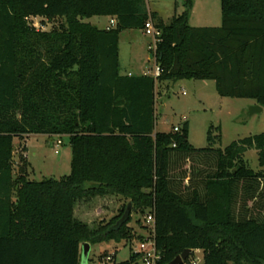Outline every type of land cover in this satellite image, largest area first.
<instances>
[{
  "label": "trees",
  "instance_id": "trees-1",
  "mask_svg": "<svg viewBox=\"0 0 264 264\" xmlns=\"http://www.w3.org/2000/svg\"><path fill=\"white\" fill-rule=\"evenodd\" d=\"M184 6L165 23L145 0H0V264H79L83 243L133 238L134 212L154 215L157 264L185 249L189 264L197 249L202 264H264V133L221 149L211 130L207 147H193L187 122L155 129L161 83L213 81L221 97L264 106V0H220L214 27L190 26L193 0ZM32 17L62 21L46 31ZM149 19L159 76L120 74V32ZM28 135L67 137L70 173L30 180L26 146L15 171L13 140ZM107 195L126 200L117 215L97 226L74 217L77 202ZM114 258L141 264L135 252Z\"/></svg>",
  "mask_w": 264,
  "mask_h": 264
},
{
  "label": "rangeland",
  "instance_id": "rangeland-1",
  "mask_svg": "<svg viewBox=\"0 0 264 264\" xmlns=\"http://www.w3.org/2000/svg\"><path fill=\"white\" fill-rule=\"evenodd\" d=\"M149 11L156 12L165 23H168L175 15L185 10V0H145ZM39 17L30 18V22L42 30H50L58 26L62 19L44 20ZM97 26L108 28V19L93 16L85 20ZM188 24L193 27L220 26L221 10L220 0H193V7L188 16ZM142 30L124 29L120 33V73L132 71L140 73L137 67V59L145 56V49H137L136 57H129L127 54L128 40L133 36L140 39L141 44L150 41L149 36ZM137 35V36H135ZM141 55V56H139ZM145 58V57H144ZM134 59H136L134 61ZM142 60V59H141ZM145 61V59H144ZM153 66L150 68L152 69ZM147 72V71H146ZM161 83L156 89V125L159 132L172 131L173 127H182L184 122L188 123V141L195 148H204L207 143V132L212 135H220V142L214 148L227 147L234 141L264 133V106L260 112L249 114L250 107L256 105L251 99L221 97L217 94L213 81L179 80L168 82V85ZM60 139L61 145L56 146ZM22 146H27L28 178L40 181L44 178L58 179L68 175L71 169V148L67 137L48 135H28L22 139L13 140V164L18 166V156ZM26 158V157H25ZM248 166L258 170V157L254 149L244 154ZM16 171V168L14 169ZM119 208L126 202L119 198ZM108 207L107 214L103 218L93 220L92 225L97 226L101 221H108L111 216L118 214L115 208L116 201L104 202ZM93 206L96 203L92 204ZM144 216L134 212L128 226L133 231V238L121 240L120 242L109 241L91 244L89 251L84 255L83 248L79 256V264H109L105 258L111 253L115 254L114 261L120 263L128 260L137 244L146 237L147 229L144 224ZM195 264H202L203 253L195 252L190 258ZM183 264H189L185 262Z\"/></svg>",
  "mask_w": 264,
  "mask_h": 264
},
{
  "label": "crops",
  "instance_id": "crops-1",
  "mask_svg": "<svg viewBox=\"0 0 264 264\" xmlns=\"http://www.w3.org/2000/svg\"><path fill=\"white\" fill-rule=\"evenodd\" d=\"M104 18H107L108 22H109L110 17H104ZM99 28H105V27L102 26ZM141 35L144 36V34H141ZM135 36H137V35H135ZM120 39L121 38H120V34H119V45H118L119 46V57H120V50H121ZM128 41L129 42L127 45V54L129 57H136V59H137L138 56L136 54V51H137V49L140 50V48H142V47L145 49L146 53H145V56L143 54V56L140 57V61H139V59H137V61L139 63H137L136 68H140L139 69V70H141L140 73L134 74L132 71L129 70L125 73H120V74H122V75H126V74L127 75H140V74L147 75L146 71L149 70L154 65V59L151 56L150 51H148V44L150 41H148L142 45L140 42V39H138L137 37H134V36L131 39H129ZM139 56H141V55H139ZM136 59H134V61ZM144 59H145V61H144ZM119 72H120V68H119ZM163 85H168V84L164 83ZM26 148H27V146H26ZM25 157L27 159L26 155H25ZM118 200H119V197H117L115 195H107V196H103V197H96L90 201H85V200L79 201L76 203V205L74 207V217L76 219L88 224L89 226H94V225H92L93 220H96L98 218H103V216H105L107 214L106 209L108 207L106 206V204H104V202L116 201L118 205H116L115 208L118 211L120 209L119 208L120 202H118ZM93 203H96V205L93 206L92 205ZM115 215H117V214H114L113 216H115ZM113 216H111V218ZM80 249L82 250V245L80 246ZM195 252H202V250L197 249V250L193 251V253H195ZM111 254L113 255L114 253H111Z\"/></svg>",
  "mask_w": 264,
  "mask_h": 264
},
{
  "label": "built area",
  "instance_id": "built-area-1",
  "mask_svg": "<svg viewBox=\"0 0 264 264\" xmlns=\"http://www.w3.org/2000/svg\"><path fill=\"white\" fill-rule=\"evenodd\" d=\"M109 27H114L116 24V19L111 17L109 19ZM33 26L36 29H39L36 27L34 24ZM42 29V28H40ZM144 35L149 36L150 42L148 44V51H150L151 56L154 59V65L152 69L147 70V75H151L153 77L159 76V67L155 61V55H156V47L157 43L159 42V35L160 31L156 29L151 20H147L146 23L144 24V29H143ZM179 130V127L175 126L173 127V131L176 132ZM62 141L58 139L56 141V146L61 145ZM175 146V145H173ZM145 228L147 229V235L144 239H142L133 252L138 253L140 256V263L141 264H157L158 261L161 258L160 252L157 250L155 246V241H154V215L151 212H148L147 214L144 215V222H143ZM112 259V254L107 256L105 258L106 261H111ZM190 264H195L194 262H191Z\"/></svg>",
  "mask_w": 264,
  "mask_h": 264
},
{
  "label": "water",
  "instance_id": "water-1",
  "mask_svg": "<svg viewBox=\"0 0 264 264\" xmlns=\"http://www.w3.org/2000/svg\"><path fill=\"white\" fill-rule=\"evenodd\" d=\"M261 110H262V107L260 105L256 104V105L250 107L249 114L260 112ZM130 207H131V204L128 205L123 217L121 218V220L118 223H122L128 218V216L130 214ZM89 247H90V245L88 243L82 244L84 255H86L87 252L89 251ZM191 251H192L191 249H185L180 255L176 256L170 264H183L184 261L189 257Z\"/></svg>",
  "mask_w": 264,
  "mask_h": 264
}]
</instances>
